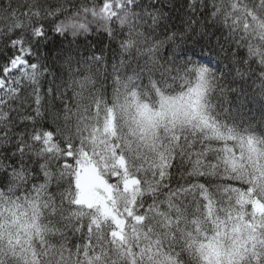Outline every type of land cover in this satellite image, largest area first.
<instances>
[{"label":"snow or ice","instance_id":"snow-or-ice-1","mask_svg":"<svg viewBox=\"0 0 264 264\" xmlns=\"http://www.w3.org/2000/svg\"><path fill=\"white\" fill-rule=\"evenodd\" d=\"M0 264H264V0H0Z\"/></svg>","mask_w":264,"mask_h":264}]
</instances>
